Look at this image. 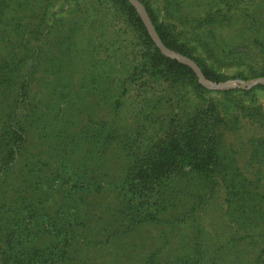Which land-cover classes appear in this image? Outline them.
I'll list each match as a JSON object with an SVG mask.
<instances>
[{"label":"rangeland","instance_id":"rangeland-1","mask_svg":"<svg viewBox=\"0 0 264 264\" xmlns=\"http://www.w3.org/2000/svg\"><path fill=\"white\" fill-rule=\"evenodd\" d=\"M127 1L0 0V264H264V0Z\"/></svg>","mask_w":264,"mask_h":264},{"label":"trees","instance_id":"trees-1","mask_svg":"<svg viewBox=\"0 0 264 264\" xmlns=\"http://www.w3.org/2000/svg\"><path fill=\"white\" fill-rule=\"evenodd\" d=\"M122 2L124 3V8L126 9L128 15L130 14L131 16H133L134 21L138 22V25L140 27L143 28V23L140 19V16L135 12L133 6H131L129 4V2L127 0H122ZM148 9V8H147ZM149 11V9H148ZM149 14L151 16V19L154 23V26L158 32V34L160 35L161 39L164 41V43L168 44L170 47L172 48H176L177 51L188 55L189 57L194 58V56H192L190 54V50L187 49L186 45H179V46H174L171 43H169V36H170V30L168 28V26L166 25V23L164 21H162L161 18L158 19L157 16L153 15L154 13L149 11ZM145 35L147 38H149V36L147 35V32H145ZM172 40H174V37L172 38ZM167 41V42H166ZM175 42V41H174ZM176 44V43H175ZM163 59L164 61H170L173 62L172 64H170L169 66H167V69L163 70V73L166 75L170 72H173L175 74H181L183 75L186 79L190 78L192 80L193 83H195V81H197L196 75L193 73V71L186 65L180 64L178 62H175V60H171L169 58H165L164 56H162L161 54H159V58H157V61L160 63V59ZM201 70L204 74V76L209 79V80H213L216 81L215 77H213L210 73L209 70L206 69V67L204 65H201ZM184 80V79H181ZM199 87H202L200 84H198ZM204 125H196L195 123H188L187 127L184 128L183 132H181L179 135L177 136H172L171 138H175L176 139V145L179 146L180 148H198V162L196 163V167L201 170L204 171L206 173H209L211 171H213V161L216 155V145L214 143H212L213 145L208 147L209 143H205L204 141H202V137L200 135V133L198 132V130H200V128H202ZM166 150V149H164ZM167 151V150H166ZM161 155H159L158 157L156 155H153L152 160L150 161L149 165H145V166H140L136 173V177L133 179V186H137V181L141 182L138 178L139 175L141 176L142 179H144L145 181L141 182L143 185L148 183V182H152L154 185L158 184L157 190H159V183H161L163 180L158 179L160 177V175L154 173V172H158L159 174H164V168L162 166L157 165V160H159L161 157ZM150 158V157H149ZM160 180V181H159ZM155 181H157V183H155ZM136 189V188H135Z\"/></svg>","mask_w":264,"mask_h":264},{"label":"water","instance_id":"water-1","mask_svg":"<svg viewBox=\"0 0 264 264\" xmlns=\"http://www.w3.org/2000/svg\"><path fill=\"white\" fill-rule=\"evenodd\" d=\"M131 3L135 4L139 9H141L142 13H143V17H144V20L146 22V25L149 29V33L150 35L153 37V39L155 40L156 44L158 45V47L166 54L168 55L169 57H172V58H177L178 60H181L187 64H189L193 69L194 71L196 72L197 76L199 77V82L203 85H205L206 87H211L209 84H207L205 82V80L203 79L202 77V73H201V70L200 68L198 67V65L192 60L190 59L189 57L187 56H182V55H178L176 53H172L170 50H168L160 41L156 31L154 30V27L153 25L150 23L147 15H146V12L144 10V8L140 5V3L137 1V0H129ZM258 82H264V79H257L256 81L254 82H251L249 83V85H254Z\"/></svg>","mask_w":264,"mask_h":264}]
</instances>
